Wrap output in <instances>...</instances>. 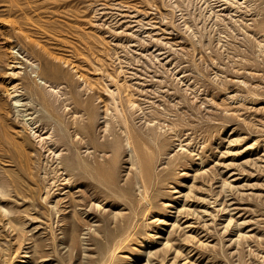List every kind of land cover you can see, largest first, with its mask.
Instances as JSON below:
<instances>
[{
    "label": "rangeland",
    "instance_id": "obj_1",
    "mask_svg": "<svg viewBox=\"0 0 264 264\" xmlns=\"http://www.w3.org/2000/svg\"><path fill=\"white\" fill-rule=\"evenodd\" d=\"M0 264H264V0H0Z\"/></svg>",
    "mask_w": 264,
    "mask_h": 264
},
{
    "label": "bare ground",
    "instance_id": "obj_2",
    "mask_svg": "<svg viewBox=\"0 0 264 264\" xmlns=\"http://www.w3.org/2000/svg\"><path fill=\"white\" fill-rule=\"evenodd\" d=\"M19 102V101H17ZM127 146L130 149V160L132 166L137 165L139 169V178L141 179L142 182H145V160L140 158L141 156L139 155V152L137 148L131 143L130 139H127ZM114 168H115V162H112L110 167H108L106 170H103L107 175L114 176ZM139 179V180H140Z\"/></svg>",
    "mask_w": 264,
    "mask_h": 264
}]
</instances>
